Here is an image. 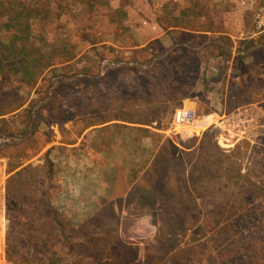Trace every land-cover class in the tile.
Segmentation results:
<instances>
[{"label":"rangeland","instance_id":"rangeland-1","mask_svg":"<svg viewBox=\"0 0 264 264\" xmlns=\"http://www.w3.org/2000/svg\"><path fill=\"white\" fill-rule=\"evenodd\" d=\"M50 1L47 67L0 78V264H264V0Z\"/></svg>","mask_w":264,"mask_h":264},{"label":"trees","instance_id":"trees-1","mask_svg":"<svg viewBox=\"0 0 264 264\" xmlns=\"http://www.w3.org/2000/svg\"><path fill=\"white\" fill-rule=\"evenodd\" d=\"M50 5V0H0V78L2 80L7 81L10 77L18 76L22 83L31 84L47 67L49 59L45 57L42 48L35 43L36 41L44 42L46 38L44 36L35 37L34 32L38 26L53 19L54 15ZM3 101L4 96L0 93V103ZM2 114L6 113H0V115ZM40 169L41 167L32 168L27 165L21 167L9 177L6 186V202L8 204L15 205L23 201L21 194L24 181L21 180V177L24 174L37 173ZM16 178L20 179L21 182L18 183L20 186L13 184L12 181ZM153 178H156L155 171ZM153 193V190L145 192L142 201L152 204L154 201ZM43 203L46 204V201L44 200ZM9 216L8 214L6 256L8 260H11L12 256L17 257V255L20 260H26L27 255L24 252L23 254H19L17 251L14 252V248L25 246L24 248L27 250L26 244L29 239L28 237H12L10 232L11 230L13 232V227L21 226V224L19 222L14 223ZM41 248V246H38L35 250H41ZM14 261L18 262V259H14ZM40 262L42 261L39 260L38 263L40 264Z\"/></svg>","mask_w":264,"mask_h":264},{"label":"built area","instance_id":"built-area-1","mask_svg":"<svg viewBox=\"0 0 264 264\" xmlns=\"http://www.w3.org/2000/svg\"><path fill=\"white\" fill-rule=\"evenodd\" d=\"M259 26L264 27V12L257 15ZM174 122L178 124H186L193 126L196 123V115L194 109H177L173 116Z\"/></svg>","mask_w":264,"mask_h":264},{"label":"crops","instance_id":"crops-1","mask_svg":"<svg viewBox=\"0 0 264 264\" xmlns=\"http://www.w3.org/2000/svg\"><path fill=\"white\" fill-rule=\"evenodd\" d=\"M174 28H176V27H174ZM179 29H181V28H179ZM185 31L186 32L189 31L190 33L192 32V33H201V34H210L211 33L210 31H206L205 29H201V30H197V31L185 29ZM215 33L228 35L227 33H223V31H215Z\"/></svg>","mask_w":264,"mask_h":264}]
</instances>
